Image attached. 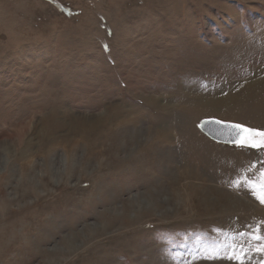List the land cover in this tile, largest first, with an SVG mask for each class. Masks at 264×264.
I'll list each match as a JSON object with an SVG mask.
<instances>
[{
  "label": "rangeland",
  "instance_id": "374dc122",
  "mask_svg": "<svg viewBox=\"0 0 264 264\" xmlns=\"http://www.w3.org/2000/svg\"><path fill=\"white\" fill-rule=\"evenodd\" d=\"M233 124L264 131V0H0V264H261Z\"/></svg>",
  "mask_w": 264,
  "mask_h": 264
},
{
  "label": "snow or ice",
  "instance_id": "6c2138e0",
  "mask_svg": "<svg viewBox=\"0 0 264 264\" xmlns=\"http://www.w3.org/2000/svg\"><path fill=\"white\" fill-rule=\"evenodd\" d=\"M216 123L220 124L221 122L216 121ZM228 127L233 130H237V136H240V133L245 134L240 136L238 140L233 141L238 147L253 149L258 152L264 150V131L245 128L239 124L228 125ZM249 169L252 171V175L233 181V186L237 190L242 187L245 188L247 191L252 193L260 204L264 205V168L257 169L256 163H252L249 165ZM253 231L256 234L251 236L252 240L264 241V236L258 234L259 229H254ZM228 247L230 248V251L225 253L224 256L220 255L219 246L204 248L201 250L203 252V258L209 260L226 258L228 260L239 261L240 264H243V257L245 255L243 247L240 246L238 248L236 245H230ZM256 251L264 254V243H261ZM261 264H264V261H262Z\"/></svg>",
  "mask_w": 264,
  "mask_h": 264
},
{
  "label": "water",
  "instance_id": "95a60500",
  "mask_svg": "<svg viewBox=\"0 0 264 264\" xmlns=\"http://www.w3.org/2000/svg\"><path fill=\"white\" fill-rule=\"evenodd\" d=\"M211 136L216 140H223L226 137V131L223 128L215 127L211 130Z\"/></svg>",
  "mask_w": 264,
  "mask_h": 264
},
{
  "label": "bare ground",
  "instance_id": "6f19581e",
  "mask_svg": "<svg viewBox=\"0 0 264 264\" xmlns=\"http://www.w3.org/2000/svg\"><path fill=\"white\" fill-rule=\"evenodd\" d=\"M166 107H167V106H165V108H166ZM105 115H106V114H105ZM108 117H109V116H108ZM108 117H107V118H108ZM85 118H86V117H85ZM99 118H100V117H99ZM104 120H106V119L104 118ZM76 123H79V125H80V124H83V122H81V120H80V122L77 121ZM108 123H109V122H108ZM56 124H58V123H56ZM73 124H74V123H73ZM71 125H72V124H71ZM72 127H73V126H72ZM158 128H159V127H158ZM118 130H119V129H118ZM152 130H153V129H152ZM159 130H160V129H159ZM154 131H155V130H154ZM118 132H119V131H118ZM159 133H160V132H159ZM162 134H163V133H162ZM150 135H152V134L150 133ZM150 135H149V136H150ZM154 135H155V134H154ZM154 135H153V136H154ZM157 135H158V134H157ZM133 136H135V135H133ZM166 136H167V134H166ZM151 137H152V136H151ZM164 137H165V136H164ZM147 138H148V137H147ZM153 138H154V137H153ZM166 138H167V137H166ZM153 141H154V140H153ZM149 142H150V140H149ZM151 143H152V141H151ZM1 144H2V143H1ZM142 220H143V219H142ZM108 227H109V226H108ZM108 227H106V226L103 227V226H102L101 230H100L98 233H101L102 231L106 230ZM121 231H122V230H121ZM104 233H106V231H104L103 234H104ZM111 233H112V232H111ZM96 236H97V235H96Z\"/></svg>",
  "mask_w": 264,
  "mask_h": 264
}]
</instances>
